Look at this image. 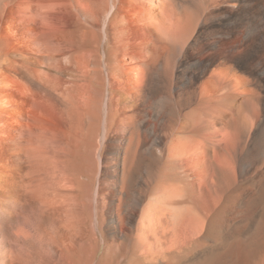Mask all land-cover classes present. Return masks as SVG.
I'll use <instances>...</instances> for the list:
<instances>
[{"label": "bare ground", "instance_id": "bare-ground-1", "mask_svg": "<svg viewBox=\"0 0 264 264\" xmlns=\"http://www.w3.org/2000/svg\"><path fill=\"white\" fill-rule=\"evenodd\" d=\"M0 264H264V0H0Z\"/></svg>", "mask_w": 264, "mask_h": 264}, {"label": "rangeland", "instance_id": "rangeland-1", "mask_svg": "<svg viewBox=\"0 0 264 264\" xmlns=\"http://www.w3.org/2000/svg\"><path fill=\"white\" fill-rule=\"evenodd\" d=\"M248 215L250 216L251 214H248ZM248 215L244 216L243 219H239L238 223L236 225H232L231 228H233V229L239 228L238 230L241 229V230H245V231L253 230V228L255 226V221L257 219V215L252 214L250 217ZM253 215H254V217H253ZM252 223L254 224V226Z\"/></svg>", "mask_w": 264, "mask_h": 264}]
</instances>
